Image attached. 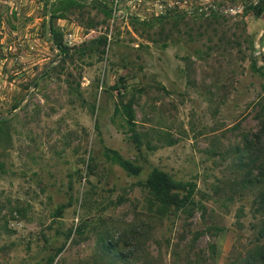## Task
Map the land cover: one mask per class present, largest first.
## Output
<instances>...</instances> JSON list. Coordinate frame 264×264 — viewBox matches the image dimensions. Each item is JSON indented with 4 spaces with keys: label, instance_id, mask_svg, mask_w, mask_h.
I'll list each match as a JSON object with an SVG mask.
<instances>
[{
    "label": "rangeland",
    "instance_id": "rangeland-1",
    "mask_svg": "<svg viewBox=\"0 0 264 264\" xmlns=\"http://www.w3.org/2000/svg\"><path fill=\"white\" fill-rule=\"evenodd\" d=\"M255 1L0 0V264H241L264 244ZM151 167L191 202L163 205Z\"/></svg>",
    "mask_w": 264,
    "mask_h": 264
},
{
    "label": "trees",
    "instance_id": "trees-1",
    "mask_svg": "<svg viewBox=\"0 0 264 264\" xmlns=\"http://www.w3.org/2000/svg\"><path fill=\"white\" fill-rule=\"evenodd\" d=\"M105 9V8H103ZM264 9V0H256L254 3H248L242 11L244 16L247 13L258 17ZM52 18V17H51ZM51 34H54V30L49 28ZM53 45L59 51H62L60 42L52 40ZM252 67H254V62ZM121 112L124 115V119L129 128V138L134 146L139 149V139L134 129L133 113L131 109L130 101H126L122 104ZM111 157L117 164L123 168L127 173L137 175L141 171V166L135 165L127 159H123L115 150H110ZM144 186L150 189L157 199L166 206H173L177 209L183 208L189 202H191L195 185L190 181L174 180L165 172L159 170L156 167H151L146 177L143 180ZM64 206L56 208V216L61 213V209ZM261 228L256 231V238H262L264 241V220H261ZM59 251L56 250L55 254ZM43 258L39 264H51L54 255ZM241 264H264V244L256 245L252 250L247 253L242 259Z\"/></svg>",
    "mask_w": 264,
    "mask_h": 264
},
{
    "label": "water",
    "instance_id": "water-1",
    "mask_svg": "<svg viewBox=\"0 0 264 264\" xmlns=\"http://www.w3.org/2000/svg\"><path fill=\"white\" fill-rule=\"evenodd\" d=\"M47 24H48V19H47Z\"/></svg>",
    "mask_w": 264,
    "mask_h": 264
}]
</instances>
